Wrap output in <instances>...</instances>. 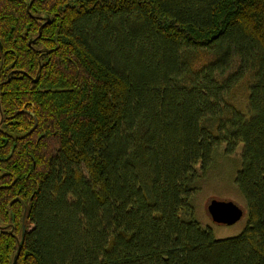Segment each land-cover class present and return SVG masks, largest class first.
Returning a JSON list of instances; mask_svg holds the SVG:
<instances>
[{
    "label": "trees",
    "instance_id": "obj_1",
    "mask_svg": "<svg viewBox=\"0 0 264 264\" xmlns=\"http://www.w3.org/2000/svg\"><path fill=\"white\" fill-rule=\"evenodd\" d=\"M221 144L248 214L217 238L191 196ZM19 241L16 264H264V0H0V264Z\"/></svg>",
    "mask_w": 264,
    "mask_h": 264
},
{
    "label": "rangeland",
    "instance_id": "obj_2",
    "mask_svg": "<svg viewBox=\"0 0 264 264\" xmlns=\"http://www.w3.org/2000/svg\"><path fill=\"white\" fill-rule=\"evenodd\" d=\"M231 97L237 108L245 112L247 89L244 80L235 86ZM240 146L239 144L232 152H226L224 144L216 148L208 166L197 178L196 189L191 196L192 216L201 226L209 227L217 238L239 233L247 220V203L235 182V174L240 166ZM213 197L233 200L241 207V216L232 223L213 220L207 210V203Z\"/></svg>",
    "mask_w": 264,
    "mask_h": 264
},
{
    "label": "water",
    "instance_id": "obj_3",
    "mask_svg": "<svg viewBox=\"0 0 264 264\" xmlns=\"http://www.w3.org/2000/svg\"><path fill=\"white\" fill-rule=\"evenodd\" d=\"M29 6H27L28 8ZM49 20V17H46L44 21H41V25L44 24L46 21ZM41 25L39 29L41 28ZM40 68V65L38 67V70ZM36 79V77H34ZM207 210L210 213L213 220L217 222H223V223H232L235 220H237L241 214L242 209L239 205H237L233 200L231 199H219V198H211L207 203ZM22 240V239H21ZM21 241L18 243L17 250L13 256V260L11 264H16V259L20 250Z\"/></svg>",
    "mask_w": 264,
    "mask_h": 264
}]
</instances>
